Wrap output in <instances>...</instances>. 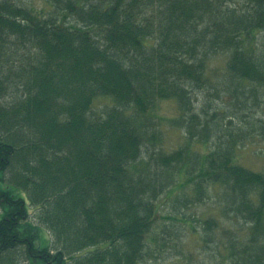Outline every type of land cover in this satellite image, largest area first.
<instances>
[{
    "label": "trees",
    "instance_id": "1",
    "mask_svg": "<svg viewBox=\"0 0 264 264\" xmlns=\"http://www.w3.org/2000/svg\"><path fill=\"white\" fill-rule=\"evenodd\" d=\"M46 2L0 0V264H143L159 196L194 185L193 204L209 183L245 221L227 264H264V172L236 154L264 119L249 134L217 104L249 93L241 111L262 110L264 0ZM164 99L186 139L151 151Z\"/></svg>",
    "mask_w": 264,
    "mask_h": 264
},
{
    "label": "rangeland",
    "instance_id": "2",
    "mask_svg": "<svg viewBox=\"0 0 264 264\" xmlns=\"http://www.w3.org/2000/svg\"><path fill=\"white\" fill-rule=\"evenodd\" d=\"M26 1L37 8L49 6L46 0ZM251 86L253 85L249 82H242L237 85L240 89L248 90ZM259 89L261 93L257 94V98L263 100L261 102L263 104L264 86ZM229 97L231 100L228 104L222 102V100H217V104L225 107L224 109L228 114L238 112L240 116L243 115V118L246 119L243 125H247L245 127L250 134L253 131L251 130L253 127L252 121H256L260 125L261 119H264V105L262 110L251 105L248 109L241 111L239 105L245 103L246 100L249 101L252 98L251 95L243 93L239 96L235 95L234 97L232 95ZM100 99L96 102L95 113L102 112L104 106L113 103L111 99ZM151 116L155 120L159 138L154 144H149L150 150L170 152L175 148H179L185 141L186 134L185 132L183 134L182 129L172 123V120L181 116L177 103L172 99L161 100ZM226 122L227 120L222 121L224 124ZM235 122L238 125L237 119ZM249 136L246 143L244 140L236 148L237 162L251 169L264 172V138L260 135V131H256ZM195 148L206 153L209 151L210 145L198 143ZM187 177H189V173L186 174L185 172L184 179H187ZM180 179L181 181L184 180L182 177ZM177 187L179 189L175 190ZM167 191L168 189L159 196L157 201L161 216L152 226L148 239L145 241L147 252L143 264H218L219 262L227 264V262H231L229 261L228 252L229 242L234 236L241 235L240 228L237 226H242L245 221L242 219L232 221V218L227 220L229 216L224 214L221 209L223 203V188L221 185L209 183L205 191V198L201 201L195 199V202L189 205L183 202V199L184 196L194 197L196 195L194 185L188 191L184 190L182 186L172 187L171 193ZM32 214H35L34 211H32ZM211 216L218 220L217 227L219 228L216 230L218 235L207 240L203 234V226ZM184 218H186V221H184ZM234 229L239 231L233 233L236 232ZM237 244H240V242ZM236 246L239 247V245Z\"/></svg>",
    "mask_w": 264,
    "mask_h": 264
}]
</instances>
